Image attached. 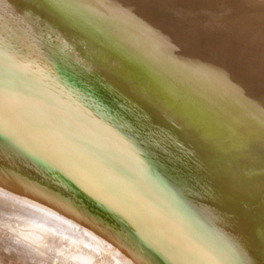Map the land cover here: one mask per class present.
Listing matches in <instances>:
<instances>
[{"label": "bare ground", "instance_id": "6f19581e", "mask_svg": "<svg viewBox=\"0 0 264 264\" xmlns=\"http://www.w3.org/2000/svg\"><path fill=\"white\" fill-rule=\"evenodd\" d=\"M67 2L0 0V32H6L8 27L22 30L21 26L26 24L28 31L22 32L23 41L29 35L36 34L39 41L45 44L38 51L32 49L26 52V60L20 58L21 51L30 49L31 45L22 48L24 42L13 39L11 34L0 37V171L34 185L31 188H15L12 184H7L5 188L6 183L0 185L5 186V189L0 188V204L8 207L4 213L6 216H3L10 223L18 222L20 225L21 222L22 226L23 223L30 224L37 233L46 231L41 236L50 240L49 244L57 240H52L55 239L54 235L60 236L56 243L62 248H72L77 236L89 244L94 240H99L102 245L124 240L125 248L130 247L133 241L132 254L138 264H147L151 257V264H264V210L258 209L255 215L245 210L250 206L260 207L262 202L264 206V201H261L264 195V134L251 138L250 143L245 144L247 148L238 145L239 148L229 159L222 155L226 145L221 147L216 145L217 142H203L200 138L202 135L199 137L183 123L181 128L175 125L176 131L178 127L179 131L182 130L178 140L169 138V134L165 136L160 122L165 113L161 109L137 101L138 97L137 100L123 97L117 89L83 80L82 71L74 70L64 56L56 54L57 29L54 22L63 17L68 19ZM255 7V4H246L240 10L241 19L245 21V14L254 12ZM256 16L258 22L263 19L261 15ZM173 18L178 19L179 16ZM259 31L262 34L261 42H264V27ZM195 34L198 36L182 30L177 33L182 39H187L190 49L171 55L160 67H179L181 71L178 76L186 79L193 75L197 66L205 68L209 63L202 56L203 46L195 40L201 35ZM69 35L71 37L68 31ZM74 40H71L72 43L82 40L80 47H83L81 37ZM97 45L94 46L98 48L100 45ZM76 46L73 49L77 53ZM77 47L80 49L79 45ZM44 50H50L61 59L57 66L50 65L56 57L48 62L45 60ZM11 51L15 52L13 55L16 58L7 57ZM151 53L152 58L160 57V54L155 55L153 50H149L148 54ZM254 61L259 66L264 65L262 57ZM212 64L216 76L235 86L234 78L219 66L218 60ZM68 65L67 76L58 74L59 67ZM113 77L117 78L116 75ZM77 78H80L79 83L75 82ZM211 121L214 123V119ZM170 125L174 127V124ZM38 195L44 197L40 200ZM228 210L231 214H227ZM12 211L20 215L10 217ZM259 215L263 217L258 219ZM12 230L16 233L18 229ZM25 230H18L24 237L15 235L22 244L26 242L23 245L29 250L32 243L27 237L32 231ZM26 233L28 236H25ZM40 234L36 237L37 241L38 238L41 241ZM36 238L30 237L35 246L38 244ZM13 239L15 244L16 238ZM45 245L42 248L52 247ZM67 250L64 249V253ZM69 250L67 254L75 251ZM81 255L84 256L83 253ZM117 262L123 264L119 260Z\"/></svg>", "mask_w": 264, "mask_h": 264}, {"label": "rangeland", "instance_id": "374dc122", "mask_svg": "<svg viewBox=\"0 0 264 264\" xmlns=\"http://www.w3.org/2000/svg\"><path fill=\"white\" fill-rule=\"evenodd\" d=\"M167 1L170 2L167 3ZM171 1L172 0H76V2H74V7H67V11L69 13L68 19L63 17L62 19H58L56 22H54V25L57 29V34L55 35L57 39V48L55 49V52L56 54H60V56H64L74 70L82 71L84 74L82 77L83 80L86 79L85 81L90 82L91 84L117 89L123 97L134 100H137L138 97L137 101H143L142 103H146L152 107L161 109L163 113H165L162 116L163 118L160 120L163 128L162 131H164L163 133L165 136L169 134L167 135L168 137L170 136L174 140H178L180 133L182 135V130L180 129V132L178 129L179 127L181 128V124L183 123L195 131L198 136L202 135L204 139H202L200 136L199 137L203 142L208 143L209 141L210 143L211 141V143L215 144L217 142L216 145L219 144L221 147L226 145L224 147L225 149L223 148V151L225 152L222 153V155L223 158L229 159V156H232L237 148L240 146L245 148L247 146L245 144H249L251 138H254V136L260 137L264 134V65L262 64L259 66V64L254 61L256 59H261V57L264 59V42H261L262 34H260L259 31L261 27H264V0H173L172 4ZM153 4H155V6H153ZM246 4H255L256 7L254 12L245 14L244 18H246V20L244 21L241 19L240 10L246 6ZM171 5L175 7L172 6V8H170ZM154 7L156 8L154 9ZM147 8H149V10ZM176 9H180L181 11L177 12ZM139 10L143 12H140ZM1 14L2 13L0 12V15ZM256 15H261L263 19H260L258 22L256 20ZM172 16H179V18H173ZM21 27L23 28L22 30L8 27L9 29L6 32H0V37L4 34H11L14 36L13 39L16 38L23 41L21 34L22 32L26 33L28 31V26L24 24ZM64 30L66 32H64ZM181 30L187 31L189 34L196 35L195 33H198L201 35L199 39L195 40L200 41L201 45L203 46L202 56L209 63L205 66V68L202 69L198 68L197 66V69L193 72V75H191V77H187L188 79L184 78V76H178V73H180L179 71H181L179 67H173L174 70L163 69L160 67V65L165 63V61L171 57V55L174 56L185 51L188 52L190 49L187 39L184 40L181 36L176 35ZM68 31L71 33V37L70 35L67 36ZM63 32L64 35H62ZM73 34H77V36H73ZM240 34H242L243 37H241ZM74 37L79 39L81 37L84 40V45L86 46V44H88V53L84 45H82L84 48L80 47V44L83 43L82 40H80L81 42L79 41V43L75 41L76 38ZM70 39L72 41L75 39V42L72 43ZM85 40L88 41L85 42ZM23 42L24 45L22 48H26L28 45H31L30 49L25 51L20 50L22 52L20 58L26 60L28 59L26 52H31L32 49L34 51H38V48H43L45 45L44 42L41 43L39 41V38L36 34L29 35L28 39ZM88 42H92V44ZM93 44H98L97 47L99 45L100 46L96 48V46ZM73 45H79L80 49H78L77 46L75 47V49L77 48V53L74 51ZM101 46H104L103 48L106 49L104 50ZM157 47L160 49L158 50ZM81 48L85 49V51L83 50L84 53L82 52ZM90 48L93 51L92 53H90ZM97 49H99L102 53H100ZM107 49L109 51H107ZM0 50H2V46H0ZM149 50H153V53H156L155 55L160 54V57L158 59L152 58L153 54H148ZM104 51H106L107 54L109 52L108 55L110 57L106 55ZM40 53H42V51H40ZM50 53V50H44L43 56L47 62L49 59L56 57L53 59L54 63H50V65L55 67L58 65L57 63H59L61 59L56 56V54L51 53L50 55ZM79 53L85 54V57L83 58V54L81 56ZM104 53L105 56L103 55ZM112 53L114 54L112 55ZM13 54H15V52L11 51L7 54V57L14 56L16 58V56ZM89 54H93L95 57L93 55L91 57ZM101 54L103 56H101ZM96 57L99 59L97 60ZM87 58L88 61L91 62H88ZM214 60H218L219 66H222L224 71H226L230 77L234 78L233 82L235 86H232L228 81H225L224 78L221 79L220 76H216L217 74L216 72L214 73V65L212 64ZM110 66H112L114 69L116 66V69L113 70V68ZM69 67V65L64 66V68L59 67L60 71L58 74L67 76L68 73L66 69ZM257 67L259 70H256ZM102 68L104 70H102ZM116 70H120L121 72ZM108 72H110V74H108ZM257 72L259 74H256ZM120 73L122 75L124 74L125 76H122ZM115 75L117 78L113 77ZM114 80L118 83L116 84ZM75 82L79 83L80 78H77ZM133 96H135V98ZM156 104L158 106H156ZM200 107H202V110ZM197 118H199V120ZM209 118L214 119V123L216 122L215 125L211 121L212 119L210 120ZM201 119H205L204 121L206 123L204 121L201 123ZM168 122L170 124H174V127L173 125H170L172 126L171 128ZM175 125L179 126L177 131ZM214 127L218 130L213 129ZM214 130L215 132H213ZM218 137L219 139H217ZM214 138H216L215 140H218L219 142L215 141ZM228 138L230 139L228 140ZM220 139L222 140L220 141ZM104 141L109 143L106 140ZM229 147H231V149ZM255 147L258 146L255 145ZM232 150L233 152H231ZM13 176V174L11 176L9 173L0 171V180H2L0 181V185L6 183V187L3 186L5 188H7L9 184H12L11 186L15 188L20 186H23L24 188H31L34 186L33 184H28L22 179L15 178ZM3 187L0 186V188L5 189ZM8 188H10V186ZM19 196H21V194ZM43 197V195H38L40 200ZM261 201H264V195L262 196ZM262 203L260 207L250 206L245 208V210H250V213L255 215L259 210H264ZM7 210V205L0 204V223L5 222L2 223L3 225L0 224V264H114L115 262L119 264V262H117L118 260L123 264H135L137 262L136 257L132 254V244L134 245L133 241L130 242V247L125 248L126 245L124 244L123 239L122 242H117L115 244L110 243L107 245H102L100 244L101 242H99V240H94L92 243L95 245H92L91 242L90 244L89 242L84 243L77 236L75 242L73 243L75 245H73L72 248L70 246L62 248L56 243V241H59L60 238L58 237L60 236L57 237V235H54L55 239L52 238V240H57L55 242L51 240L53 243L49 244L50 240H47L46 238L45 240L44 237H42L44 234H46V231L40 230L37 233V231H35L36 228L30 226V224L23 223L22 226L21 222L19 223L20 225H18V222L10 223L4 217L6 216L4 213H6ZM229 211L230 210H228L227 214H231ZM19 215L20 214L18 212L12 211L10 217H17ZM261 217L263 216L259 215L258 219ZM11 226L12 229L15 228V230H24L25 228L27 231L28 229H30V232L32 231L31 233H28L29 231L27 232L30 234V236H28L27 233L25 234V236H28V239H26L32 243L29 244L32 248L30 247L28 250L26 245H23L26 244V242L23 244L19 242V238H17L15 234L19 235L21 231L17 230L18 232L16 231V233H14V230L9 229ZM5 227H7L8 230ZM8 231L10 233H8ZM32 233L37 234H34L36 235L34 236ZM7 234L9 236L11 234L10 238ZM38 234H40L39 236L42 235L41 241L43 242L39 241V238L37 241L36 237ZM13 237L16 238L15 244L13 243ZM30 237L32 239L36 238L38 244L41 243V247L38 244L35 246L34 244L36 243H34V240L30 239ZM120 238L119 241H121ZM61 239H63V237H61ZM44 242L45 244L49 245L48 247L52 246L53 248L50 247L45 249L47 248V245L42 244ZM126 243L129 244L127 241ZM44 245L45 248L43 247V249L42 246ZM41 249L43 251H41ZM57 249L63 250L59 252L60 250L57 251ZM64 249H76L79 252L75 250L73 251V254L70 253L71 255L68 252V255V250L64 253ZM69 251L72 252L71 250ZM80 253H83L84 256ZM88 253L89 255L86 256ZM130 254L134 258H132V256L129 257ZM57 257H59V259ZM152 259L153 257L147 261V264H151Z\"/></svg>", "mask_w": 264, "mask_h": 264}, {"label": "snow or ice", "instance_id": "6c2138e0", "mask_svg": "<svg viewBox=\"0 0 264 264\" xmlns=\"http://www.w3.org/2000/svg\"><path fill=\"white\" fill-rule=\"evenodd\" d=\"M66 7H74L75 4L73 2V0H68V3L65 5ZM177 12H180L181 10L180 9H176ZM241 37H243L242 34H240Z\"/></svg>", "mask_w": 264, "mask_h": 264}]
</instances>
